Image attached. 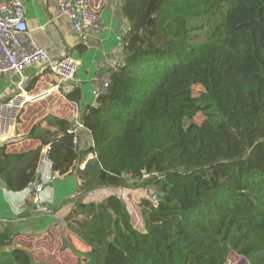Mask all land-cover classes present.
Returning <instances> with one entry per match:
<instances>
[{"label": "trees", "instance_id": "1", "mask_svg": "<svg viewBox=\"0 0 264 264\" xmlns=\"http://www.w3.org/2000/svg\"><path fill=\"white\" fill-rule=\"evenodd\" d=\"M121 12L122 61L81 116L91 145L81 151L70 122L49 115L27 135L34 147L0 148V179L13 192L33 185L48 146L56 178L93 155L76 171L81 195L154 189L142 229L117 195L76 204L66 220L82 216L76 231L93 247L74 250L77 264H226L231 253L264 264V0H123ZM0 264L34 262L14 248Z\"/></svg>", "mask_w": 264, "mask_h": 264}, {"label": "crops", "instance_id": "2", "mask_svg": "<svg viewBox=\"0 0 264 264\" xmlns=\"http://www.w3.org/2000/svg\"><path fill=\"white\" fill-rule=\"evenodd\" d=\"M3 1L0 0V3ZM90 3L97 7L101 18L98 36L88 30L75 32L71 22L61 15L58 0L25 2L29 34L48 58L56 61L69 55L79 61L76 86L80 100L68 101L62 93L63 86L59 87L58 79L42 66L26 68L20 77L0 74V102L16 92V83L20 78L29 93H49L21 114L10 138L0 144L5 153H24L34 147L36 142L28 139L27 135L34 125L49 115L81 123L86 107L95 104L89 78L96 72L115 70L121 63L122 41L127 29L121 12L123 0H90ZM77 137L81 151H85L92 143L84 128L78 131ZM92 158V154L79 156L74 165L76 170L57 177L38 193L34 191V184L20 192L10 191L0 179V220L3 221V232L7 231L10 235V244L0 248V255L19 248L30 253L34 264H76L75 251L82 253L92 250L91 244L81 239L76 231L83 217L74 216L71 222L66 220L76 204L103 203L108 196L117 195L115 189L80 194V180L76 171L78 168L83 170ZM24 212L26 215L21 216Z\"/></svg>", "mask_w": 264, "mask_h": 264}, {"label": "built area", "instance_id": "3", "mask_svg": "<svg viewBox=\"0 0 264 264\" xmlns=\"http://www.w3.org/2000/svg\"><path fill=\"white\" fill-rule=\"evenodd\" d=\"M27 0H5L0 3V74L21 76L29 67L42 66L58 79L62 93L68 95L77 89L76 74L79 61L65 56L51 61L47 53L31 38L25 19L24 5ZM61 15L72 24L75 32L88 30L94 36L101 31V18L97 7L90 0H58ZM92 86L91 95L96 100L104 94L110 82L109 72H96L88 80ZM48 91L40 94L29 93L23 80L16 83V92L7 100L0 102V144L6 142L14 131L18 120L28 104H33L48 96ZM67 133L73 135L72 143H78V131L83 129L82 122L70 121ZM49 147L45 146L39 155L35 170L34 191L38 193L55 179L52 161L48 156ZM3 221L0 220V234Z\"/></svg>", "mask_w": 264, "mask_h": 264}, {"label": "rangeland", "instance_id": "4", "mask_svg": "<svg viewBox=\"0 0 264 264\" xmlns=\"http://www.w3.org/2000/svg\"><path fill=\"white\" fill-rule=\"evenodd\" d=\"M203 92H204L203 88L198 85L194 86L192 89V94L194 97H199ZM33 106H34L33 104H28L25 107L24 111H28ZM204 119L205 116L203 114H197L192 120H188V119L185 120L184 126L185 128H187L191 123H195L199 125L203 122ZM153 190L152 189L115 190L117 196H119L122 200H125L127 204L126 206L128 208V212L133 220V223L139 229L143 228V223L139 212V203L143 199H147L155 204L156 197ZM226 264H249V261L241 256L236 255L235 253H231L228 257Z\"/></svg>", "mask_w": 264, "mask_h": 264}, {"label": "water", "instance_id": "5", "mask_svg": "<svg viewBox=\"0 0 264 264\" xmlns=\"http://www.w3.org/2000/svg\"><path fill=\"white\" fill-rule=\"evenodd\" d=\"M22 215H26V212L22 213L21 216H22Z\"/></svg>", "mask_w": 264, "mask_h": 264}]
</instances>
